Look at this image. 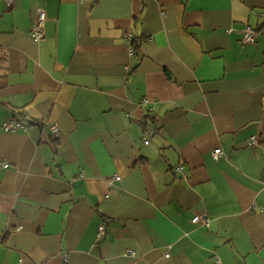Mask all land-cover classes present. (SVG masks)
Masks as SVG:
<instances>
[{"label":"crops","instance_id":"crops-1","mask_svg":"<svg viewBox=\"0 0 264 264\" xmlns=\"http://www.w3.org/2000/svg\"><path fill=\"white\" fill-rule=\"evenodd\" d=\"M217 260L264 264V0H0V264Z\"/></svg>","mask_w":264,"mask_h":264},{"label":"built area","instance_id":"built-area-1","mask_svg":"<svg viewBox=\"0 0 264 264\" xmlns=\"http://www.w3.org/2000/svg\"><path fill=\"white\" fill-rule=\"evenodd\" d=\"M8 8L12 7V5L17 1V0H3ZM45 14L43 12H39L37 19L35 22L32 24L29 36L33 42H38L43 38V26L45 22ZM255 31L250 27V26H245L243 29L242 33V41L244 43H253L255 39ZM130 39V37L128 38ZM32 127V124L28 123H23L15 118H11L7 120L6 122H3L1 125V128L4 132L6 133H14L20 130L23 131H28ZM42 129H48L51 135L56 136L58 135V126L56 124H50L48 122H43L41 123ZM145 143L147 141L145 140ZM246 146L253 148L258 145V139L256 136H252L248 138L245 142ZM224 157V152L218 148L215 149L212 153V158L214 161H218L220 158ZM5 168L8 167L7 164L3 165ZM181 167H177L175 170L176 172H181ZM112 181H118L120 180L119 176L114 175L111 179ZM192 223H203L205 226L208 225L209 221L206 217L205 214H201L199 216H195L192 220ZM104 231L103 227H99L97 231V236L101 237L103 236ZM216 264H219V261H216Z\"/></svg>","mask_w":264,"mask_h":264}]
</instances>
